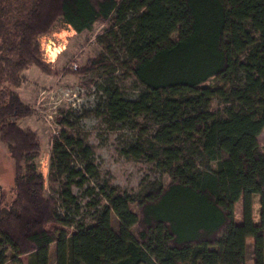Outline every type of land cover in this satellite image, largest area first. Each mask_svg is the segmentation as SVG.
<instances>
[{"label": "trees", "instance_id": "1", "mask_svg": "<svg viewBox=\"0 0 264 264\" xmlns=\"http://www.w3.org/2000/svg\"><path fill=\"white\" fill-rule=\"evenodd\" d=\"M113 15L136 93L106 88L104 115L137 133L124 156L152 164L161 177L138 193L108 186L97 197L81 181L76 188L90 198L84 207L69 185L63 218L36 166L41 138L10 120L32 113L18 92L23 73L35 66L55 74L43 61L41 38L60 19L82 33ZM104 68L100 56L83 72ZM1 84L0 142L15 179L11 201L0 206V264H23V255L29 264H51L52 246L55 264H247L248 237L253 264H264V0H0ZM76 146L60 132L52 169L66 173ZM253 194L261 199L260 224L252 221ZM242 196L245 220L237 224ZM73 207L76 216L89 208V221L71 219Z\"/></svg>", "mask_w": 264, "mask_h": 264}, {"label": "rangeland", "instance_id": "2", "mask_svg": "<svg viewBox=\"0 0 264 264\" xmlns=\"http://www.w3.org/2000/svg\"><path fill=\"white\" fill-rule=\"evenodd\" d=\"M116 15L110 24H97L93 30L77 33L72 27L60 19L50 32L41 38L43 61L55 71L48 76L33 66L26 70L24 84L18 90L22 101L32 108L30 116L24 119L12 118L23 128L35 131L42 141L41 156L36 166L42 171L47 195L54 199L62 217L67 216L63 209V191L71 185L72 193L79 198L81 206L90 200L83 197L84 189L93 188L97 197L101 187H118L122 191L138 193L149 189V185L160 179L155 167L145 161H135L124 156L123 149L136 139V132L131 127L118 129L105 117L106 88H120L128 96L134 95V78L131 72L132 61L125 51L122 34L115 37L118 31ZM111 30V32H110ZM113 33V34H110ZM104 57L107 68L84 73L83 69L90 59ZM230 72L233 59L229 57ZM76 66V68H75ZM64 68L70 72L62 73ZM76 70V71H74ZM224 73L219 75L213 85L220 84ZM3 87V84L0 85ZM64 131L66 135L82 148L76 146L70 150V157L64 166L66 173L59 174L52 169L50 158L55 137ZM264 151V130L259 137ZM87 152L91 153L87 157ZM88 168L93 175L88 174ZM14 161L4 144L0 142V206L8 204L14 186ZM80 173V174H79ZM87 178L82 180V176ZM85 182L83 190L76 188L79 182ZM170 178L162 176V183L168 184ZM71 219L89 221L92 211L82 210L76 216V209L67 210ZM252 221L260 224L261 199L259 194L251 197ZM244 196L235 204V221L243 224L245 220ZM112 223L116 230L119 221L112 214ZM254 238L246 239L247 264H253ZM30 255L21 257L23 264H29ZM55 248H51V264H55ZM12 264V263H9Z\"/></svg>", "mask_w": 264, "mask_h": 264}, {"label": "built area", "instance_id": "3", "mask_svg": "<svg viewBox=\"0 0 264 264\" xmlns=\"http://www.w3.org/2000/svg\"><path fill=\"white\" fill-rule=\"evenodd\" d=\"M75 68H76V66H75Z\"/></svg>", "mask_w": 264, "mask_h": 264}]
</instances>
